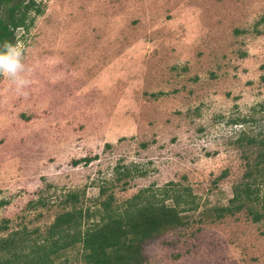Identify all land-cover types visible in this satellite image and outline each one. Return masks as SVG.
Returning a JSON list of instances; mask_svg holds the SVG:
<instances>
[{
  "label": "rangeland",
  "instance_id": "374dc122",
  "mask_svg": "<svg viewBox=\"0 0 264 264\" xmlns=\"http://www.w3.org/2000/svg\"><path fill=\"white\" fill-rule=\"evenodd\" d=\"M40 10L15 31L27 94L0 77V238L39 242L72 207L83 230L105 197L116 208L171 183L196 208L143 245L141 264H264V216L215 213L255 153L237 135L264 138V0H40ZM80 253L75 244L54 261L83 264Z\"/></svg>",
  "mask_w": 264,
  "mask_h": 264
},
{
  "label": "trees",
  "instance_id": "16d2710c",
  "mask_svg": "<svg viewBox=\"0 0 264 264\" xmlns=\"http://www.w3.org/2000/svg\"><path fill=\"white\" fill-rule=\"evenodd\" d=\"M40 12V0H0V47L6 41L15 43V31H26L33 21L29 15L36 16ZM259 22L264 23V16ZM243 122L233 121L232 124ZM235 143H244L255 153L241 181L232 188L228 205L215 209V213L221 217L245 208L251 220L258 222L264 216V138L240 132ZM114 173V182L123 180L124 188L131 171L121 167V171L115 169ZM167 185L170 188L157 190L156 194L145 195V190L138 191L116 208L111 206V195L105 197L98 202L97 221L83 230L82 211L72 207L54 217L39 242L28 243L25 235L17 238L18 233L0 238V264H65L54 259L75 244L80 245L83 264H141L143 245L182 226L187 213L196 208L189 192L179 191L171 183ZM104 193L105 189L99 187L98 195ZM65 202L74 204L77 196L69 193ZM4 204L0 201V207ZM254 206H259L261 212Z\"/></svg>",
  "mask_w": 264,
  "mask_h": 264
},
{
  "label": "clouds",
  "instance_id": "9594fccd",
  "mask_svg": "<svg viewBox=\"0 0 264 264\" xmlns=\"http://www.w3.org/2000/svg\"><path fill=\"white\" fill-rule=\"evenodd\" d=\"M24 45L4 42L0 47V77L7 79L17 94L26 95L31 69L24 63Z\"/></svg>",
  "mask_w": 264,
  "mask_h": 264
}]
</instances>
